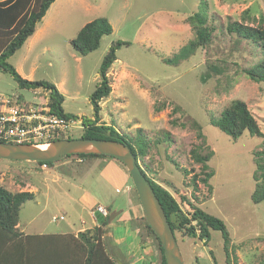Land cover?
I'll return each instance as SVG.
<instances>
[{"label": "rangeland", "instance_id": "1", "mask_svg": "<svg viewBox=\"0 0 264 264\" xmlns=\"http://www.w3.org/2000/svg\"><path fill=\"white\" fill-rule=\"evenodd\" d=\"M203 5L211 39L206 48L188 53L185 47L192 51L189 42L195 36L189 17ZM247 8L256 18L248 21L257 24L264 15V0H55L36 33L8 62L26 79L55 84L65 96L64 110L78 116V127L62 135L80 137L82 118L93 114L90 96L100 80L103 58L113 42H126L117 49L108 73L112 91L100 102V122L112 124L137 151L145 149L142 168L178 200L184 195L226 222L238 264H264V200L252 201L255 152L264 149V137L245 131L234 139L211 123L233 100L241 99L264 134V81L244 74V68L264 54L253 39L227 29L229 21L244 20ZM97 17H106L113 31L102 37L96 50L80 54L71 40ZM0 95L19 96V105L36 107L49 99L48 91L21 87L1 68ZM194 148L202 154L214 150L206 169L214 172L208 183L201 180L205 174L192 157ZM91 162L67 158L42 168L35 161L0 159L1 185L15 192L35 191V199L20 211L21 228L47 232L90 226L88 204L107 207L118 197ZM194 174L199 175L196 186ZM54 215L65 219L54 221ZM145 223L142 220L144 237H149L145 244L160 264L158 240ZM175 235L186 264H227L221 231L211 230L209 241L179 231Z\"/></svg>", "mask_w": 264, "mask_h": 264}, {"label": "trees", "instance_id": "2", "mask_svg": "<svg viewBox=\"0 0 264 264\" xmlns=\"http://www.w3.org/2000/svg\"><path fill=\"white\" fill-rule=\"evenodd\" d=\"M54 1L55 0H0V68L11 73L21 87L31 88L33 90L44 89L48 91L49 99L47 100V104L56 114L67 119L77 118V115L67 113L64 110L62 104L65 100V96L59 91L55 84L47 80L26 79L17 71L15 66L8 62V59L35 33L39 23ZM205 9L203 5L201 11L189 17V21L195 31V36L189 42V47H191L192 51L189 50L188 46L187 48L185 47L188 53H193L197 48H206L211 39L212 34L206 24ZM242 18L245 21L238 19L229 21L227 25L228 31L235 33L237 37L245 40L253 39L264 54V15L257 19V24H250L248 20L252 19V21H256V18L251 15L250 8H247L243 11ZM112 31L113 27L106 17H97L85 23L78 31L77 35L71 40V44L78 53L85 55L96 50L101 43L102 37L111 34ZM125 44L127 43L122 41L113 42L103 58L99 70L100 80L90 96L93 114L92 117L82 118L84 129L80 137L123 141L131 146L139 164L142 165L140 158L145 154V149H141L140 147L137 151L131 141L127 137L121 136L112 124L100 122L99 116L102 107L100 104L101 100L109 96L112 91L110 77L108 75L109 70L118 58L117 49ZM244 74L254 81H264V58L252 66H246V68H244ZM174 109L179 111V104H176ZM172 123L177 125V120L173 119ZM211 123L234 139H238L245 131H248L251 135L264 137L257 118L253 115L247 103L241 99L233 100L218 117L211 120ZM197 126L200 131H202V125L197 124ZM203 135L204 134L200 132V136L203 137ZM60 138L75 137H72L71 134L68 136L60 135L55 139ZM0 141L7 140L0 139ZM255 153L257 157V168L254 173L255 189L252 193V201L254 203H259L264 200V149ZM191 154L195 162L202 164V171L205 175L201 180L208 183L209 178L213 176L214 172H206V169L208 168V161L214 155V150L202 154L197 148H194L191 150ZM95 156L115 158L106 154L73 153L65 156L61 160L55 162L48 161L47 163L52 166L56 162L67 158L84 159ZM117 160L129 173L124 163L119 159ZM38 163L41 164L44 162L40 161ZM144 172L159 197L175 234L179 231L189 237L198 236L200 239L209 241L211 230H219L222 232L224 239L227 264H238L235 247L232 249L233 238L223 219L205 211L202 207L198 206L184 195H181V199L178 200L169 188L158 183L146 169H144ZM129 177L132 181L130 174ZM198 180L199 175L194 174L192 176L194 186L197 185ZM133 192L136 202L141 203L134 184ZM34 198V191L15 192L0 184V264H32L30 252L31 246L37 243L35 238H37V240H42L41 238H44L43 240H45L46 236H57L56 234L26 235L22 231L19 226L20 211L25 202ZM183 205L186 207V210L183 208ZM96 216L99 222L98 225L80 231L77 236L69 235L74 239V244L70 246V249L80 256V264H117L104 241L110 213L108 215H103L101 212L97 211ZM142 220L146 222L147 229H149L158 240L161 253L160 264H167L160 239L148 224L145 216L142 217ZM59 249L63 250L62 248Z\"/></svg>", "mask_w": 264, "mask_h": 264}, {"label": "crops", "instance_id": "3", "mask_svg": "<svg viewBox=\"0 0 264 264\" xmlns=\"http://www.w3.org/2000/svg\"><path fill=\"white\" fill-rule=\"evenodd\" d=\"M39 26L40 25H38V27ZM89 160L92 161V166L99 168V174L102 179L107 182L108 186L115 187V190L118 193V197L114 199L113 203H110L109 206L105 207L109 213L116 211H119V213L112 222L109 221L106 227L107 232L104 237L107 248L111 255L115 258L116 263L157 264L158 260L153 258L149 252L150 250L148 249V245L145 244L149 237L145 239L143 233V224L141 220L144 216V210L141 203L136 202L135 194L133 192V184L130 181L129 173L116 158L95 156L91 158L77 159L79 162ZM64 164L65 162L63 165ZM88 205L91 207V225L88 227H81L73 230L70 226L71 230L59 229L47 232L45 230L27 232L25 229L21 228L26 235H57L46 236L45 240H43L44 238H41L42 240H37V243L31 246L30 259L33 262L32 264L81 263L80 256L70 249V246L74 244V239L71 236H77L80 231L99 224L96 216V204L94 205L89 203ZM46 223L45 228L47 230L48 225H46ZM82 223L87 224V221L83 220ZM19 226L21 227L20 221ZM59 248H62L63 250Z\"/></svg>", "mask_w": 264, "mask_h": 264}, {"label": "water", "instance_id": "4", "mask_svg": "<svg viewBox=\"0 0 264 264\" xmlns=\"http://www.w3.org/2000/svg\"><path fill=\"white\" fill-rule=\"evenodd\" d=\"M73 153L113 156L124 163L138 193L144 216L161 241L167 264H186L164 207L131 146L123 141L101 138H60L41 143L0 141V159L55 162ZM119 211L111 212L112 222Z\"/></svg>", "mask_w": 264, "mask_h": 264}, {"label": "built area", "instance_id": "5", "mask_svg": "<svg viewBox=\"0 0 264 264\" xmlns=\"http://www.w3.org/2000/svg\"><path fill=\"white\" fill-rule=\"evenodd\" d=\"M19 97L0 95V139L17 143H41L55 140L63 132L78 127L74 118L67 119L53 112L47 101L40 107L33 104L19 105ZM42 168H48L46 161ZM97 211L108 215V210L97 205ZM65 216H53V220H64Z\"/></svg>", "mask_w": 264, "mask_h": 264}, {"label": "flooded vegetation", "instance_id": "6", "mask_svg": "<svg viewBox=\"0 0 264 264\" xmlns=\"http://www.w3.org/2000/svg\"><path fill=\"white\" fill-rule=\"evenodd\" d=\"M108 214H109V212H108Z\"/></svg>", "mask_w": 264, "mask_h": 264}]
</instances>
